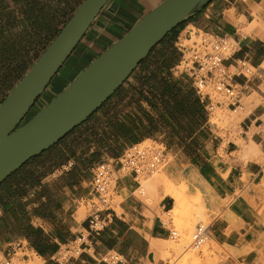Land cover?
<instances>
[{"label": "crops", "instance_id": "crops-1", "mask_svg": "<svg viewBox=\"0 0 264 264\" xmlns=\"http://www.w3.org/2000/svg\"><path fill=\"white\" fill-rule=\"evenodd\" d=\"M163 1L110 0L37 106H46ZM82 2L0 0V104ZM254 23L261 26L249 35L241 32ZM182 24L175 39L169 35L158 44L93 115L100 114V131L98 135L90 130V145L78 150L71 140L93 116L0 185V253L10 256L26 249L44 264H57L61 249L87 232L91 212L86 214L81 203L94 198L90 183L95 167L111 161L117 169L130 147L154 139L152 133L164 136L168 132L177 141L166 150L164 171L176 184L187 183L191 201L200 196L211 220V238L222 250L219 264H264V166L255 160L260 156H244L240 145L255 143L264 155V103L255 105L258 101L253 100L264 98V0H212ZM185 32L187 41L193 32L230 39L233 52L225 59L226 68L237 69L243 61L254 69L251 78L230 79L242 88L240 101L243 95L246 102L251 100V107L246 103L245 108L238 107L246 114L239 123L238 143L230 140L231 133L222 137L210 125L212 112L196 93L192 79L174 73L183 57L180 41ZM169 39L177 54L166 46ZM187 81L192 90L187 89ZM67 150L70 154L65 160L53 159ZM138 191L133 175L116 180L114 192L121 201L113 218L93 238V248L70 264H107L103 258L112 252L121 256L119 264H171L164 257L168 248L159 253L153 250V242L165 245L170 241L171 228L156 209L136 196ZM157 209L172 212L175 200L166 196ZM16 243L22 247H12Z\"/></svg>", "mask_w": 264, "mask_h": 264}, {"label": "water", "instance_id": "water-1", "mask_svg": "<svg viewBox=\"0 0 264 264\" xmlns=\"http://www.w3.org/2000/svg\"><path fill=\"white\" fill-rule=\"evenodd\" d=\"M109 1L83 0L0 104V185L87 122L158 44L212 0H164L27 119Z\"/></svg>", "mask_w": 264, "mask_h": 264}, {"label": "built area", "instance_id": "built-area-1", "mask_svg": "<svg viewBox=\"0 0 264 264\" xmlns=\"http://www.w3.org/2000/svg\"><path fill=\"white\" fill-rule=\"evenodd\" d=\"M188 41L190 42L189 46L180 45L183 57L175 67L174 73L187 75L192 79L196 93L201 99L208 102L210 112L215 109L213 97H222L230 101L229 106L240 107V94L230 79L232 76L253 77V67L247 62L241 61L236 69L237 72L230 75L225 66L226 57L233 52L230 39L203 33L196 36L194 40L192 37L189 38ZM216 104L218 105L220 102ZM167 163L168 157L165 149L146 146L144 142L130 147L120 159L117 169L111 161L99 163L94 169L90 183L94 198L87 220V232L80 234L61 249L57 264H70L93 248V238L100 236L105 231L116 212L117 204L114 203L112 192L119 177L133 175L141 189L140 180L145 176L154 175ZM170 213L171 211L167 213L168 216ZM210 227L211 223L206 224L202 221L197 223L190 236V250L199 252L208 243L211 239ZM179 237L180 232L171 228V239ZM12 247H22V243H16ZM103 261L107 264H119L122 262V258L112 252L107 254ZM4 264H13V258H8Z\"/></svg>", "mask_w": 264, "mask_h": 264}, {"label": "rangeland", "instance_id": "rangeland-1", "mask_svg": "<svg viewBox=\"0 0 264 264\" xmlns=\"http://www.w3.org/2000/svg\"><path fill=\"white\" fill-rule=\"evenodd\" d=\"M77 4L78 2L76 3V5ZM74 8H75V4H74ZM63 22L64 21H60V24ZM191 36L193 40L196 39V32H193ZM173 37L175 39L176 36H172V38ZM187 39L188 38L186 37V32H185L181 38V41H180L181 44L185 46H189L190 42L187 41ZM172 41H173L172 39L167 40L166 46H168L170 49H174L172 51H174L177 54L178 50L176 49V46L172 44ZM158 49H161V48L159 47ZM151 63L152 62H149L147 65L152 66L153 64ZM236 72H237L236 69H231L229 71L230 75H233ZM186 85H187L188 90H192L191 85L188 81ZM236 88H237L238 94H241L242 88L239 86H237ZM244 97L245 96L243 95L241 99V107L245 108L246 99H244ZM261 99H259V102L255 103V105H258L261 102H262L261 104H263L264 98L261 97ZM213 102H214L213 105L215 106V109L214 111H212L211 118L214 116L215 113H216L215 115L217 114L219 115V118H217V123L210 122L211 123L210 125L214 129L217 128L219 130L220 136L222 137H226L227 134L231 133L232 138L230 140H235L238 143L237 139L239 137L238 130H239L240 122H234L233 119H234V116L242 114V109L229 106L230 101L222 97H215V98L213 97ZM217 102H220V104L217 105L216 104ZM38 103L39 101L35 104V106L31 110L30 115L28 116L27 119L31 118L36 112H38V110L40 109V106H39L40 104L37 106ZM234 109L236 111H234ZM122 113H124V111H122ZM93 117L94 118L90 120V123L82 127V129H80V132H78L77 135H75L71 140L72 142H75V147H77L78 150H80L81 148L87 147L92 142L91 141L92 138H90L91 137L90 130H93L94 133L96 134H98L100 131V124H99L100 114H96V116H93ZM261 130H264V128ZM161 134L152 133V136L154 137V139H151L150 141L145 142L144 145L155 146L157 148L167 150L169 144L175 143L177 141L176 139H172L173 133L170 134L167 132L164 136H162ZM227 142L228 140L226 141V143ZM68 154H70V151L68 150L64 154H62L61 152H58L54 155L53 159H57V161L65 160L68 157ZM169 160H171V158H169ZM255 160L258 163L264 165V155H262V157L255 159ZM47 170L48 168L45 171L43 170L41 173H44ZM163 172H164V168H162L160 171H158L155 174H161ZM152 176L143 177L140 180L141 187H143L142 186L143 180L149 179ZM167 181L170 185H176L178 188H180V196L181 198H183V208L179 212L180 215L176 214L177 215L176 216L175 212L177 211H175L173 213L171 212L170 215L168 216V214L166 215L165 213L157 209L158 205H156V203L152 201L153 197H151V195L146 193L147 191L145 192L146 194H144L143 189H141V191H138L136 193L137 197L142 199L152 208L156 209V213L158 215H160L161 217L163 216L162 219L168 225V227L173 228L180 232L179 238L170 239V241L165 243L164 248L166 247L169 250V248L173 246L174 249H172V251L169 250L168 255L164 257L166 259H169L171 264H219L221 261L220 254L222 250H220L221 248L220 249L216 248V249H213L215 251H211L212 248L210 247V245H208L210 244L209 242L213 243L211 239L208 241L205 247H203L201 251L199 252H194L190 250L189 248L190 236L195 226L197 225V223L200 221L206 224L211 223V220L206 216L205 211L202 208L203 204L201 202L200 196L198 195L195 198V200L191 201V197L187 193L188 190H186V188H188L187 183L182 182L181 184H176L175 182H173L172 184L170 183V181L172 182L173 180L170 179L169 181V179H167ZM114 189H115V185H114ZM112 194H113L114 203L118 205L121 199L116 197V194L114 191L112 192ZM81 207H85L86 214H89L92 209V202H82ZM117 211L119 212V209H117ZM8 258H13V264H35V262H38L39 264H44V261L38 258L34 252L28 251L26 249L17 250L16 255L11 254L10 256H4L3 253H0V264H4Z\"/></svg>", "mask_w": 264, "mask_h": 264}, {"label": "bare ground", "instance_id": "bare-ground-1", "mask_svg": "<svg viewBox=\"0 0 264 264\" xmlns=\"http://www.w3.org/2000/svg\"><path fill=\"white\" fill-rule=\"evenodd\" d=\"M260 24H261V21H259ZM264 25V24H262ZM258 25L257 24H252L250 25L248 28L246 29H241V32L244 34H251L254 29L257 27ZM261 26V25H260ZM258 26V27H260ZM263 29V28H262ZM241 33V34H242ZM253 100H257L259 102V98L258 96L257 97H254ZM251 104V100H247L246 102V105L247 106H250ZM251 107V106H250ZM246 111V110H245ZM245 113V112H244ZM216 114V113H215ZM211 118V123H217V118H219V115H215ZM246 117V114H239L237 116H234V122H241L244 118ZM251 145L250 146H246L244 142H240V145L242 147V150H243V154L244 156L248 157V158H251V159H254L255 157H262V154L261 152L259 151V148H257V145L255 143H250ZM256 159V158H255ZM170 176H168L165 171L161 174H155L154 176H152L151 178L149 179H146V180H143V184L141 187V189H143V193L146 194L148 193L149 195H151L152 198V201L154 203H156V205L159 204L160 201H162V199L164 197H168V196H171L174 200H175V209L172 211L175 212V215L176 214H179L180 215V211L181 209L183 208V198H181L180 196V188H178L176 185H170L167 181V179H169L170 181ZM174 181H170V183L173 184ZM189 188V187H188ZM188 188H186V190H188ZM140 189V191H141ZM147 191V192H146ZM146 192V193H145ZM143 194V195H144ZM197 194H199L197 192ZM206 196V195H205ZM83 214V211L81 210L79 215L81 216ZM166 214V213H165ZM164 214V215H165ZM167 215V214H166ZM178 215V217H179ZM177 216V215H176ZM163 217V216H162ZM81 218V217H80ZM167 220V219H166ZM187 227V226H186ZM185 228V227H184ZM211 241L214 243H211L209 242L210 244V247L212 248L211 251H215L213 249H220L221 247L217 244V242H215V240L213 238H211ZM207 245V246H208ZM205 247V246H204ZM164 249V245L161 244L160 242H153V250L155 253H159L161 250L163 251ZM173 246L169 248L170 251H172ZM206 250V248H205ZM221 250V249H220ZM35 264H39L38 262H35Z\"/></svg>", "mask_w": 264, "mask_h": 264}, {"label": "trees", "instance_id": "trees-1", "mask_svg": "<svg viewBox=\"0 0 264 264\" xmlns=\"http://www.w3.org/2000/svg\"><path fill=\"white\" fill-rule=\"evenodd\" d=\"M183 26H184V24H181L180 26H178V27H177L172 33H170L169 35L176 36L177 33H178V30H179L180 28H182ZM58 34H59V32L57 33V35H58ZM57 35H56V36H57ZM169 35L166 37V39L169 37ZM56 36H55V37H56ZM154 49H155V48H154ZM154 49H153V50H154ZM153 50H152V51H153ZM152 51H151V52H152ZM171 93H172V92H171ZM173 93H174V96H176L177 93H176L175 89H174ZM174 96H173V97H174ZM6 97H7V96H6ZM6 97H5V98H6ZM5 98H4V99H5ZM175 98H177V96H176ZM4 99H3V100H4ZM3 100H2V101H3Z\"/></svg>", "mask_w": 264, "mask_h": 264}]
</instances>
